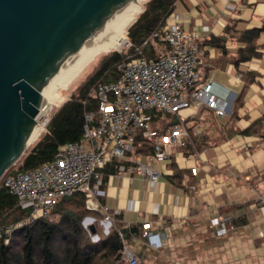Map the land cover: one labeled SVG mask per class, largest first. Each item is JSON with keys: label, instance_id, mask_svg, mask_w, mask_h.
<instances>
[{"label": "crops", "instance_id": "crops-1", "mask_svg": "<svg viewBox=\"0 0 264 264\" xmlns=\"http://www.w3.org/2000/svg\"><path fill=\"white\" fill-rule=\"evenodd\" d=\"M174 7L182 28L199 34L198 83L227 91L228 116L207 108L167 115L188 136L168 161L153 163L155 185L120 175L118 160L100 170L99 226L105 212L111 227L118 221L133 229L125 242L143 264H264V0H180ZM217 216L232 225L225 235L210 226ZM146 223L164 235L161 249L147 246Z\"/></svg>", "mask_w": 264, "mask_h": 264}, {"label": "built area", "instance_id": "built-area-1", "mask_svg": "<svg viewBox=\"0 0 264 264\" xmlns=\"http://www.w3.org/2000/svg\"><path fill=\"white\" fill-rule=\"evenodd\" d=\"M198 39L199 34L182 28L174 7L160 29L142 45L153 41L158 58H148L137 49L136 57L116 65L113 82L97 83L93 87L96 109L84 114L79 141L64 144L51 162L31 171H18L16 162L4 173V186L18 205L29 211L26 219L16 226H7L4 234L51 217L61 199L77 192L84 193L88 211L99 212L96 197L101 193L97 186L101 181L100 170L116 160L127 162L137 132L152 145V154L134 156L127 165L118 167V173L127 178L138 175L151 185L157 184L160 174L153 163L168 161L184 146L188 136L179 122L162 127L159 121L167 115L207 108L218 117L227 118V91L219 94L212 82L198 83L197 67L201 63ZM127 44L129 49L131 44ZM111 223L112 218L104 212L105 234L109 233ZM210 226L217 236L232 229L228 219L222 216L212 218ZM142 234L150 249L163 247L165 237L152 224L143 225ZM118 236L122 243L120 261L136 264L137 258L127 247L123 233L119 232ZM3 241L5 245L8 243L7 239Z\"/></svg>", "mask_w": 264, "mask_h": 264}, {"label": "trees", "instance_id": "trees-1", "mask_svg": "<svg viewBox=\"0 0 264 264\" xmlns=\"http://www.w3.org/2000/svg\"><path fill=\"white\" fill-rule=\"evenodd\" d=\"M177 1L180 0H149L144 5L139 17L126 30V38L131 44L128 51L123 56L111 55L73 92L70 99L54 112L47 125V131L31 144L17 161L18 171H31L51 162L61 146L80 140L84 114L96 109L92 89L97 83L113 82L117 64L136 57L137 49L148 58H158L153 41L149 40L145 46L142 45L152 33L160 29ZM251 34L254 39L258 32ZM256 55L252 52L246 58ZM235 65H238L237 61ZM156 120L159 121V118ZM159 124L166 127L170 121L167 123L166 120H161ZM248 133V130L241 132L242 135ZM262 139L264 140V136ZM150 154L152 145L143 138L141 132H137L132 151L127 154V162L118 160L115 169L127 165L136 155ZM53 214L57 215V219L48 217L37 220L27 226L15 227L10 236L4 234L7 226H16L28 217L29 211L18 205L16 198L9 193L1 179L0 264H125L120 261L122 243L118 235L122 232L125 240H128L133 229L125 230L122 224L114 221L109 233L104 235L98 222L99 213L88 211L85 207L84 193L77 192L71 197L61 199ZM89 216L96 219V242L91 241L89 230L82 225V221ZM5 239L8 240L6 245L3 241Z\"/></svg>", "mask_w": 264, "mask_h": 264}, {"label": "water", "instance_id": "water-1", "mask_svg": "<svg viewBox=\"0 0 264 264\" xmlns=\"http://www.w3.org/2000/svg\"><path fill=\"white\" fill-rule=\"evenodd\" d=\"M137 0H0V180L31 145L45 96ZM96 236L93 218H86ZM108 233V232H107Z\"/></svg>", "mask_w": 264, "mask_h": 264}, {"label": "bare ground", "instance_id": "bare-ground-1", "mask_svg": "<svg viewBox=\"0 0 264 264\" xmlns=\"http://www.w3.org/2000/svg\"><path fill=\"white\" fill-rule=\"evenodd\" d=\"M148 0H137L130 6L123 9L107 26L105 33L99 39L96 46L90 53V56L86 63L76 72L69 75L65 80L52 89L44 99V103L42 104L39 110V117L42 115H46L50 110V107L60 102V97L56 90L61 85V87H65L63 85H71L73 84L77 78L84 72V70L94 61V59L102 54H106L112 50L120 51L124 48L127 43V39L125 38V31L127 25H129L133 19L137 16L140 11V6L147 2ZM38 119V118H37ZM47 121L45 120L41 125H36V128L33 130L31 134L30 141L32 142L37 136L44 131L46 127Z\"/></svg>", "mask_w": 264, "mask_h": 264}, {"label": "rangeland", "instance_id": "rangeland-1", "mask_svg": "<svg viewBox=\"0 0 264 264\" xmlns=\"http://www.w3.org/2000/svg\"><path fill=\"white\" fill-rule=\"evenodd\" d=\"M149 1V0H148ZM147 1V2H148ZM147 2H145L144 4H142L141 6H140V11H139V13L137 14V16L133 19V21L129 24V25H127V27H126V30H127V28L134 22V21H136V19L139 17V15H140V13L142 12V10H143V7H144V5L147 3ZM125 38H126V31H125ZM127 39V38H126ZM127 42H128V40H127ZM128 51V44L126 43V45L124 46V48L123 49H121L120 51H115V50H112V51H110V52H108V53H106V54H102V55H100V56H98V57H96L95 59H94V61L84 70V72L80 75V77L79 78H77V80L73 83V84H71V85H67V84H65V85H63V86H65V87H61V85L58 87V89L56 90V92H58V95H59V97H60V102L59 103H57V104H55V105H53L52 107H50V110L48 111V113L46 114V115H42V116H40V117H38V119H37V122H38V125H41L45 120L47 121V119H49V121H50V118L52 117V115L54 114V112L57 110V109H59L61 106H62V104L64 103V102H66V101H68L69 99H70V97H71V95L73 94V92L77 89V88H79L94 72H96L97 70H98V68L100 67V65L102 64V63H104L111 55H113V54H118V55H121V56H123L126 52ZM48 122V121H47ZM49 123V122H48ZM48 123L46 124V127H45V129H44V131H42L38 136H37V138H35L32 142H31V144H33L43 133H45L46 131H47V125H48ZM30 147V146H29ZM1 181V180H0ZM86 218H93V216L91 217V216H89V217H86ZM85 218V219H86ZM26 219V218H25ZM51 219L52 220H55V219H57V215H55V214H53L52 216H51ZM85 219L82 221V225L84 226V228H86L87 229V231H88V226L90 225V223H88V222H84L85 221ZM93 225H94V223H93ZM104 229H102V231H103ZM89 232V231H88ZM103 234L105 235V231H103ZM7 235H9L10 236V233H8ZM89 235H90V239H91V241L92 242H96L97 241V237H94L93 235H91L90 233H89ZM137 263H139V261L137 260ZM136 263V264H137Z\"/></svg>", "mask_w": 264, "mask_h": 264}]
</instances>
